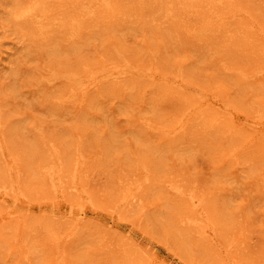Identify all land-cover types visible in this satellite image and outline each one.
Wrapping results in <instances>:
<instances>
[{
    "label": "rangeland",
    "instance_id": "rangeland-1",
    "mask_svg": "<svg viewBox=\"0 0 264 264\" xmlns=\"http://www.w3.org/2000/svg\"><path fill=\"white\" fill-rule=\"evenodd\" d=\"M263 39L264 0H0V264H264Z\"/></svg>",
    "mask_w": 264,
    "mask_h": 264
},
{
    "label": "bare ground",
    "instance_id": "bare-ground-1",
    "mask_svg": "<svg viewBox=\"0 0 264 264\" xmlns=\"http://www.w3.org/2000/svg\"><path fill=\"white\" fill-rule=\"evenodd\" d=\"M194 1V0H193ZM28 6V5H27ZM42 6V5H41ZM198 6V5H197ZM196 6V7H197ZM28 8V7H27ZM35 8V7H34ZM36 9V8H35ZM46 9V8H45ZM19 12V11H18ZM33 13V12H32ZM24 14V13H23ZM31 15V14H30ZM236 16V15H235ZM205 20V19H204ZM199 26V25H198ZM264 40V39H263ZM150 70V69H149ZM122 73H123V71H122ZM146 75V74H145ZM144 75V76H145ZM122 76V75H121ZM143 76V75H142ZM229 107V106H228ZM224 114V113H223ZM205 119V118H204ZM61 174V173H60ZM58 179V178H57ZM10 185V184H9ZM12 185V184H11ZM130 186V185H129ZM8 188V187H7ZM131 188V187H130ZM10 190V189H9ZM122 256H123V254H122ZM124 257V256H123ZM146 257H144V259H145ZM132 261H133V259H132ZM143 261V260H142ZM135 262H136V260H135ZM126 264V263H125Z\"/></svg>",
    "mask_w": 264,
    "mask_h": 264
}]
</instances>
